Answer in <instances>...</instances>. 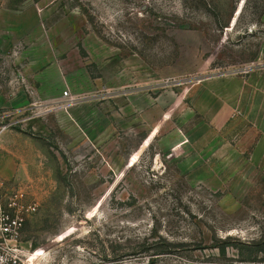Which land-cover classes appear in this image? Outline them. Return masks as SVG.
I'll return each instance as SVG.
<instances>
[{
    "label": "rangeland",
    "instance_id": "rangeland-1",
    "mask_svg": "<svg viewBox=\"0 0 264 264\" xmlns=\"http://www.w3.org/2000/svg\"><path fill=\"white\" fill-rule=\"evenodd\" d=\"M0 186L15 264H264V0H0Z\"/></svg>",
    "mask_w": 264,
    "mask_h": 264
},
{
    "label": "built area",
    "instance_id": "built-area-1",
    "mask_svg": "<svg viewBox=\"0 0 264 264\" xmlns=\"http://www.w3.org/2000/svg\"><path fill=\"white\" fill-rule=\"evenodd\" d=\"M70 99L67 92L63 93ZM37 212V204L27 201L26 194L20 189L7 192L0 186V264H15L12 255H8L10 245L16 243L28 217Z\"/></svg>",
    "mask_w": 264,
    "mask_h": 264
},
{
    "label": "trees",
    "instance_id": "trees-1",
    "mask_svg": "<svg viewBox=\"0 0 264 264\" xmlns=\"http://www.w3.org/2000/svg\"><path fill=\"white\" fill-rule=\"evenodd\" d=\"M261 251H264V247L262 248V250Z\"/></svg>",
    "mask_w": 264,
    "mask_h": 264
}]
</instances>
